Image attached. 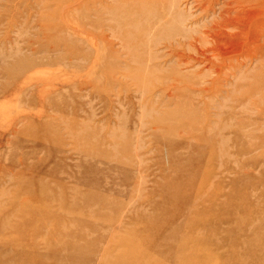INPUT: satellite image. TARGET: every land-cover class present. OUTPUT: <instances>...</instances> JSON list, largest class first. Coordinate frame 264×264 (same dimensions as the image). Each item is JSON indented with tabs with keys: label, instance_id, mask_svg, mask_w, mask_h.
<instances>
[{
	"label": "rangeland",
	"instance_id": "rangeland-1",
	"mask_svg": "<svg viewBox=\"0 0 264 264\" xmlns=\"http://www.w3.org/2000/svg\"><path fill=\"white\" fill-rule=\"evenodd\" d=\"M169 1L0 0V264H264V51Z\"/></svg>",
	"mask_w": 264,
	"mask_h": 264
},
{
	"label": "bare ground",
	"instance_id": "bare-ground-1",
	"mask_svg": "<svg viewBox=\"0 0 264 264\" xmlns=\"http://www.w3.org/2000/svg\"><path fill=\"white\" fill-rule=\"evenodd\" d=\"M169 3L165 18L179 22L182 26L178 35L184 42L178 45L182 46L179 50L176 46L172 52L180 63L196 65L204 64V61L219 60L216 64L229 71L235 67L234 61L236 63L241 57L247 58L237 63L238 67H243L245 60L253 61L264 51V0H170ZM219 36H224L227 40L232 39V42L234 36L235 39L244 37V40L238 38L240 41L235 43L236 45L238 42L236 46H240V49L235 51V56L232 54L237 47L231 50L232 54H225L222 50L224 47L220 49L224 54L220 53L218 46L222 41ZM229 46L224 48H227L226 52ZM191 50L193 55L189 54ZM223 68H220V71Z\"/></svg>",
	"mask_w": 264,
	"mask_h": 264
}]
</instances>
